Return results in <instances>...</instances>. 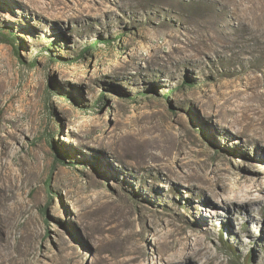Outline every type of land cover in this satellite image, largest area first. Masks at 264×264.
I'll return each instance as SVG.
<instances>
[{
  "label": "rangeland",
  "instance_id": "obj_1",
  "mask_svg": "<svg viewBox=\"0 0 264 264\" xmlns=\"http://www.w3.org/2000/svg\"><path fill=\"white\" fill-rule=\"evenodd\" d=\"M231 111L264 116V0H0V264H264Z\"/></svg>",
  "mask_w": 264,
  "mask_h": 264
},
{
  "label": "bare ground",
  "instance_id": "obj_2",
  "mask_svg": "<svg viewBox=\"0 0 264 264\" xmlns=\"http://www.w3.org/2000/svg\"><path fill=\"white\" fill-rule=\"evenodd\" d=\"M227 115L229 116L233 115L232 117L233 122L237 121L244 123L247 127L251 129L253 135L256 137L257 140L264 142V138L260 137V135L264 133V116H262L263 119L261 120V122L258 123L255 120L249 119V117L244 112H241L240 115H236L235 112L231 111V112H227ZM160 166L166 168V161L163 162ZM173 244L174 241L170 242V246H173Z\"/></svg>",
  "mask_w": 264,
  "mask_h": 264
}]
</instances>
